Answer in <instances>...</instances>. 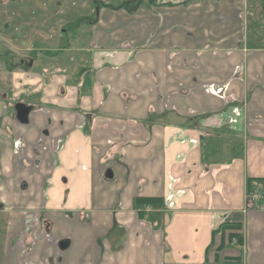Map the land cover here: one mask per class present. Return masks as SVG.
I'll use <instances>...</instances> for the list:
<instances>
[{"label":"crops","instance_id":"obj_1","mask_svg":"<svg viewBox=\"0 0 264 264\" xmlns=\"http://www.w3.org/2000/svg\"><path fill=\"white\" fill-rule=\"evenodd\" d=\"M258 1L93 0L74 70L0 69V264H264Z\"/></svg>","mask_w":264,"mask_h":264},{"label":"rangeland","instance_id":"obj_2","mask_svg":"<svg viewBox=\"0 0 264 264\" xmlns=\"http://www.w3.org/2000/svg\"><path fill=\"white\" fill-rule=\"evenodd\" d=\"M247 1L253 5L256 0ZM258 2L264 12V0ZM93 6V0H0L1 71L21 62L26 66L34 59L44 64L54 63L58 69L74 70L77 66L69 64L72 58L61 55L60 51L68 45V39L87 33L94 18ZM65 34L61 41L60 37ZM4 239V228L0 224V261Z\"/></svg>","mask_w":264,"mask_h":264},{"label":"trees","instance_id":"obj_3","mask_svg":"<svg viewBox=\"0 0 264 264\" xmlns=\"http://www.w3.org/2000/svg\"><path fill=\"white\" fill-rule=\"evenodd\" d=\"M252 181H256V180H249V183H251ZM136 204H140V205H154V204H162V201L160 199H144V198H137L135 200ZM240 226L239 225H235V224H223L220 226V228L213 233V236H215L218 233L224 234L226 231H234V230H239ZM233 240H235L237 243H242V237H240L237 234H230L229 235V241L232 242Z\"/></svg>","mask_w":264,"mask_h":264},{"label":"water","instance_id":"obj_4","mask_svg":"<svg viewBox=\"0 0 264 264\" xmlns=\"http://www.w3.org/2000/svg\"><path fill=\"white\" fill-rule=\"evenodd\" d=\"M32 109L33 107L26 106L22 103H19L15 106L17 119L21 124H27L29 122V114L31 113Z\"/></svg>","mask_w":264,"mask_h":264}]
</instances>
